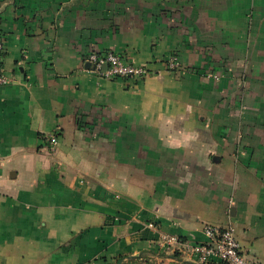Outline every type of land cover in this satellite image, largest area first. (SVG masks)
Returning <instances> with one entry per match:
<instances>
[{
    "label": "crops",
    "instance_id": "0c3cea01",
    "mask_svg": "<svg viewBox=\"0 0 264 264\" xmlns=\"http://www.w3.org/2000/svg\"><path fill=\"white\" fill-rule=\"evenodd\" d=\"M0 36V264H199L154 242L205 224L264 264V0H0Z\"/></svg>",
    "mask_w": 264,
    "mask_h": 264
},
{
    "label": "built area",
    "instance_id": "2783aa9c",
    "mask_svg": "<svg viewBox=\"0 0 264 264\" xmlns=\"http://www.w3.org/2000/svg\"><path fill=\"white\" fill-rule=\"evenodd\" d=\"M89 64V72L95 77L113 81L123 80H145L153 72L145 64H137L116 54L112 50L91 51L85 58ZM3 63V40L0 36V86L8 84V79L2 67ZM166 69L169 71L179 70L181 65L176 55H170L166 61ZM58 130L52 131L44 137V146L54 152L58 147ZM205 237L203 243L181 244L176 236L161 235L154 242V247L160 251H171L181 246L188 251L199 264H207L217 260L221 264H251L241 253V247L237 239L235 229L232 226L219 227L217 225L205 224L202 227Z\"/></svg>",
    "mask_w": 264,
    "mask_h": 264
}]
</instances>
